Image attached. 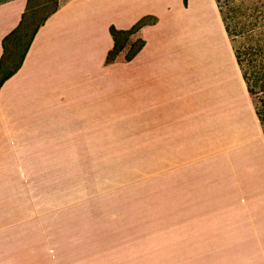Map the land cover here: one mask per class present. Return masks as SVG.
<instances>
[{
	"label": "crops",
	"instance_id": "crops-1",
	"mask_svg": "<svg viewBox=\"0 0 264 264\" xmlns=\"http://www.w3.org/2000/svg\"><path fill=\"white\" fill-rule=\"evenodd\" d=\"M30 4L0 2V63ZM147 16L156 23L131 38L143 49L107 64L110 27ZM46 17L0 88V264L45 263V242L26 245L45 207V158H96L116 125L137 132L141 158L169 164L170 209L201 214L200 249L175 264H264V138L258 153L246 130L227 127L239 121L242 78L233 52L228 81L203 58L213 42L224 48L215 1L58 0Z\"/></svg>",
	"mask_w": 264,
	"mask_h": 264
},
{
	"label": "rangeland",
	"instance_id": "rangeland-1",
	"mask_svg": "<svg viewBox=\"0 0 264 264\" xmlns=\"http://www.w3.org/2000/svg\"><path fill=\"white\" fill-rule=\"evenodd\" d=\"M57 1L31 0L25 27L8 42L6 70L18 63L33 29ZM228 2L246 35L264 39V0ZM230 51L225 36L224 48L213 42L203 55L208 67L211 62L223 69L227 81L233 77L226 67ZM234 92L239 121L227 127L246 130L259 153L263 136L249 111L244 83L240 100L238 84ZM169 174L163 158L140 157L136 131L118 125L110 144L97 148L96 158H45V207L32 213L27 248L33 252L40 240L45 242L43 264H175L181 251L200 249L193 235L201 214L170 209Z\"/></svg>",
	"mask_w": 264,
	"mask_h": 264
},
{
	"label": "trees",
	"instance_id": "trees-1",
	"mask_svg": "<svg viewBox=\"0 0 264 264\" xmlns=\"http://www.w3.org/2000/svg\"><path fill=\"white\" fill-rule=\"evenodd\" d=\"M214 1L218 8V13L226 36L228 37L235 62L240 71L242 82L251 99L254 115L264 138V39L252 41L246 35L247 30L245 27L236 22V7L230 6L228 0ZM183 4L187 6V0H183ZM26 18V15L23 16V20L19 27L4 39L5 52L0 63V88L20 69L37 31L47 19V17H45L42 22L33 29L32 34L19 56L18 63H16L12 69L6 70L7 60L9 58L6 43L13 41V39L22 32L25 27ZM156 21L157 19L155 17L147 16L140 19L128 30L119 31L113 26L110 27L109 31L113 38L114 46L107 55V64L113 63L117 56L127 48L125 60L127 62L132 61L143 49L145 42L142 39H136L131 42V38L135 36L143 26L153 25Z\"/></svg>",
	"mask_w": 264,
	"mask_h": 264
},
{
	"label": "bare ground",
	"instance_id": "bare-ground-1",
	"mask_svg": "<svg viewBox=\"0 0 264 264\" xmlns=\"http://www.w3.org/2000/svg\"><path fill=\"white\" fill-rule=\"evenodd\" d=\"M215 34V33H214ZM225 55H226V53H225ZM210 65H211V63H210ZM210 67V66H209ZM226 67H230V65H229V63L226 61Z\"/></svg>",
	"mask_w": 264,
	"mask_h": 264
}]
</instances>
